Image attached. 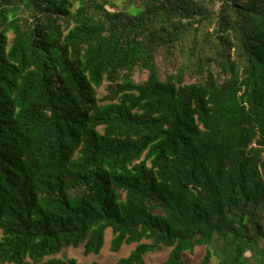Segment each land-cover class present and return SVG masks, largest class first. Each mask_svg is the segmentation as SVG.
<instances>
[{"label": "trees", "instance_id": "1", "mask_svg": "<svg viewBox=\"0 0 264 264\" xmlns=\"http://www.w3.org/2000/svg\"><path fill=\"white\" fill-rule=\"evenodd\" d=\"M114 1L0 0V264H264V0Z\"/></svg>", "mask_w": 264, "mask_h": 264}, {"label": "rangeland", "instance_id": "2", "mask_svg": "<svg viewBox=\"0 0 264 264\" xmlns=\"http://www.w3.org/2000/svg\"><path fill=\"white\" fill-rule=\"evenodd\" d=\"M111 10L120 11L123 10L124 4L121 1H114V7H111ZM12 39V35L9 36ZM186 60L184 56H179L174 59L165 58V55H159L157 57V62L159 68L161 70V74L163 78L165 77L166 72L174 71L178 65H181ZM147 72L137 70L134 79L136 82H144L147 79ZM194 78H187L188 83L195 82ZM108 86L109 84L105 82L100 88L97 89L98 98L101 100L106 95H108ZM123 195V194H122ZM113 239L112 229H108L106 231L105 244L100 252V254H90L86 255L84 252V246L81 245L79 248H67L64 249L61 253L55 256V258L65 259V258H74L80 264H92L94 262H98L100 264H119V260L123 258H127L131 252L136 248V245L124 246L118 253L111 251ZM171 249L164 248L160 252L148 254L146 257V264H163L169 257ZM206 247H197L193 253L186 252L184 254V262L185 264H200L204 259L206 254Z\"/></svg>", "mask_w": 264, "mask_h": 264}]
</instances>
